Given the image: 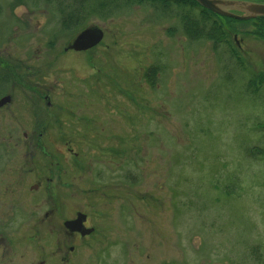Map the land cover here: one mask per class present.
Listing matches in <instances>:
<instances>
[{
	"label": "rangeland",
	"instance_id": "1",
	"mask_svg": "<svg viewBox=\"0 0 264 264\" xmlns=\"http://www.w3.org/2000/svg\"><path fill=\"white\" fill-rule=\"evenodd\" d=\"M39 5L0 0V73L4 63L26 72L39 65L40 78L33 80L59 87V74L50 69L54 41V65L71 63L91 76L68 78V86L91 93L114 87L121 94L120 104L108 93L102 104L91 103L104 126L121 115L122 138L100 140L103 149L119 144L120 158L98 150L95 158H75L63 141L17 142L7 125L23 117L15 107L14 115L0 108V264H264V158L246 154L249 147L264 149V129L255 127L264 123V99L247 85L254 72L264 74V40L252 34L253 23L234 24L230 37L242 43V61L231 60L225 71L227 45L216 52L211 42L171 37L173 21H154L151 9L140 6L129 15L93 19L89 26L102 28L104 38L83 58L63 54L74 36L58 32L51 9ZM149 64L160 71L154 88L142 78ZM4 89L0 84V94ZM104 126L90 133L107 137L112 131ZM93 142L88 147L97 149ZM49 179L59 192H72L54 222L57 244L44 236L48 199L34 188ZM76 211L89 215L90 226L106 224L104 234L98 229L72 253L61 221Z\"/></svg>",
	"mask_w": 264,
	"mask_h": 264
},
{
	"label": "flooded vegetation",
	"instance_id": "2",
	"mask_svg": "<svg viewBox=\"0 0 264 264\" xmlns=\"http://www.w3.org/2000/svg\"><path fill=\"white\" fill-rule=\"evenodd\" d=\"M50 43L51 44L49 51L55 54L52 55V59L54 61H51L53 66H51L50 69L54 70L57 74H59V77L56 78L58 84L60 85L59 87L48 86L47 84L51 82L50 79V81L45 82V84L47 83L46 86H41V82L34 81L40 78L38 77L41 73L39 65H31L33 69H28V72H26V69L22 70V68L12 66L9 63H4V65H2L4 72L8 75V81L7 86L1 93L0 97H8V102L0 108L10 107L13 113V107H15L16 111L19 112V114L23 117L20 123L24 121L23 124L18 123L17 125L14 124L12 126L7 125L10 128L9 132L11 133L9 137H11V139L16 140L17 142L24 140L26 142L40 144L45 142L63 141L67 146L68 154L74 155L75 158H81L82 156H85L86 158H95L98 152V155H100V153L101 155L112 153L114 158H120L119 152L121 149L118 147L120 146L119 144H113V147L103 149L104 147L101 146L100 140H112L115 142L119 141L122 138V133L120 132L122 130V127L119 126L121 115H116L114 120L110 119L108 121H103L105 123L104 126L103 124L98 123L99 119H97V116L100 115L101 117L100 110L92 109L91 103L94 102L93 105H95L97 102H101L100 104H102V102L105 101L104 94L108 93L113 97L114 103L120 104L121 94H119L118 91H115L114 87H106V91H103V89H101L102 87H94L96 92L91 93L89 91L83 90L82 88L68 86V78H70V80L75 78L85 80L90 78L91 76H82L78 74L76 70L73 71L74 69H76V66L71 63H62L60 64V66L54 65V62L57 61L56 58L59 55L58 52L53 48L54 41H51ZM70 46L71 44H69L66 48L64 47L63 54H70L75 52L74 54H77V57L83 58V54H86L88 50H90L88 49L84 51H77L70 48ZM98 46L99 44L93 48H96ZM238 48L239 51L243 49V45L239 41ZM151 65L152 64H149L143 68L142 78L149 87L154 88V86L151 85L145 77L146 70ZM31 73H33L32 76L30 75ZM63 74L66 75L63 77ZM159 74L160 72L157 73V75ZM50 77H52V75H50ZM42 79L46 80L47 78L44 77ZM27 82H29V85L26 84ZM131 100H135L134 95H132ZM12 115H14V113ZM23 115H27L29 116V118L24 119ZM90 120L95 121V123L90 124ZM24 124H27L28 126L25 127L24 130L22 129L21 135L15 136L14 133H19V130L21 129L20 126H22L23 128ZM94 126L98 128L108 126V129L112 132H110L109 136L107 137H105V135H100L99 133H90V131L93 129L89 128ZM88 140H93V143H96L97 149L94 146L88 147ZM73 143H75L76 145H74ZM76 163V165L79 166V163ZM113 164L116 165V168L119 170L120 174L121 163L115 161ZM49 180L50 182L47 183L45 186H43L44 183L41 182L43 184L39 183V185L34 186V188L36 190H39L40 197L45 196L48 199V202L46 201L48 210L45 212L43 218L44 221L47 219L51 220L49 227L50 231H47L44 234L43 231L39 228L36 232L37 236H41V240L43 237V233L44 236H49L50 240H54L55 242L53 241V243L57 244V241L55 240L57 238V227L56 225H54V222L55 219L58 218V212H60L59 215L64 213V205L66 201L70 197H72V192L70 188L64 189L62 192H59L57 184L51 182L52 179ZM117 190L118 192L120 191L118 185ZM113 195L114 197H116L115 194ZM79 213V211H76V214L73 217L66 216L65 219H61L62 226L64 227L63 232L68 235L70 241H73L74 243L73 245L69 246V250L72 253L78 249V242L80 245V243L84 239L98 233V229L99 234L105 233L102 232V230L105 229L106 222L104 225H102L103 221H98L96 224H92V226H90L91 221L89 215L87 214L86 219L84 220V226L90 230L89 232L83 234L82 232H73L68 230L65 227V223L67 221L77 219ZM112 243L113 242L110 239L109 243L104 246L105 249ZM46 248L47 247H45V249ZM55 250L56 249L52 247V250L50 252L53 253L55 252Z\"/></svg>",
	"mask_w": 264,
	"mask_h": 264
},
{
	"label": "trees",
	"instance_id": "3",
	"mask_svg": "<svg viewBox=\"0 0 264 264\" xmlns=\"http://www.w3.org/2000/svg\"><path fill=\"white\" fill-rule=\"evenodd\" d=\"M29 1L38 2L39 6L46 4L51 9L54 17L58 19L60 24L58 32L68 34L70 37H75L87 28L93 19L107 21L129 15L135 6L150 8L152 11L150 17L154 21H173L172 26L167 29V34L171 37L180 33L191 43L211 42L216 52L224 44L227 45L230 56L228 62H226L227 65L224 64L226 65L225 71H228L229 67L232 68L231 60H237L240 63L242 61L236 41H232L230 37L235 23L242 22L246 24L252 22L256 27L255 32L251 31L252 34L264 40V16L248 21H239L217 15L202 7L196 0H18V3L20 5L28 4ZM253 1L264 3V0ZM229 63L230 66H228ZM158 72L160 71L154 64L146 70L145 77L153 86L156 84ZM7 81L8 75L1 72L0 84L3 88L7 86ZM247 85L249 89L255 87L257 89L256 93L260 90L264 99V74L254 72ZM257 126L259 129H264V123H258L255 127L257 128ZM246 154L253 158L262 159L264 158V149L249 147L246 149ZM137 177L138 175H136ZM237 181L233 178L232 184L238 185Z\"/></svg>",
	"mask_w": 264,
	"mask_h": 264
},
{
	"label": "water",
	"instance_id": "4",
	"mask_svg": "<svg viewBox=\"0 0 264 264\" xmlns=\"http://www.w3.org/2000/svg\"><path fill=\"white\" fill-rule=\"evenodd\" d=\"M202 7L211 12L232 18L235 20H251L264 16V3L253 0H196ZM104 37L103 30L98 26H92L83 30L72 42L71 48L77 51L87 50L99 44ZM8 102V97L1 99L0 107ZM86 219L84 214L78 218L65 223L71 231L87 233L83 222ZM89 232V231H88Z\"/></svg>",
	"mask_w": 264,
	"mask_h": 264
}]
</instances>
